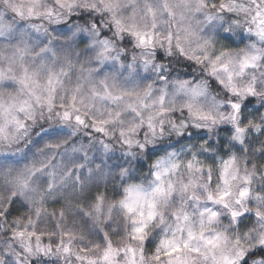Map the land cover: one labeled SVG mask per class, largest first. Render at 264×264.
I'll use <instances>...</instances> for the list:
<instances>
[{
    "label": "rangeland",
    "instance_id": "obj_1",
    "mask_svg": "<svg viewBox=\"0 0 264 264\" xmlns=\"http://www.w3.org/2000/svg\"><path fill=\"white\" fill-rule=\"evenodd\" d=\"M217 1L0 0V264H248L264 249V184L167 146L188 125L241 138L240 104L264 99V35L226 48ZM81 14L99 23H70ZM174 52L243 100L174 75Z\"/></svg>",
    "mask_w": 264,
    "mask_h": 264
},
{
    "label": "trees",
    "instance_id": "obj_2",
    "mask_svg": "<svg viewBox=\"0 0 264 264\" xmlns=\"http://www.w3.org/2000/svg\"><path fill=\"white\" fill-rule=\"evenodd\" d=\"M211 10L215 13H221L223 19H221V33L225 41V47L228 48L229 44L234 46H250L258 37L264 35V2L263 0H220L214 3ZM101 18V17H100ZM98 19H93L90 14H81L71 19L70 23L77 21L80 25H97ZM174 55L168 56L169 67L173 69L174 75L180 76L184 72L187 73L191 78L201 79L208 85L209 91L212 93L215 99H222L226 103H232L236 101L235 96L238 99L242 95H230V92L226 90L223 84H220L217 79L211 73L209 67L205 61H196L191 58L179 57L177 52ZM244 98V97H242ZM241 98V100H243ZM260 99L249 97L245 99L239 107V115L236 123L233 127H238L242 123V131L240 137L230 136V126H223L220 130H205L195 129L188 125L187 127L178 128L179 132L175 130L170 134L167 146H172L174 149H182L185 146L189 147L192 152H196L198 157H206L209 155H215L217 158L226 159L230 157L234 159V164L238 167L243 166L246 172L251 173L257 179L253 180V186H259L264 184V105ZM250 108L256 110L249 116L244 114V111ZM186 114L183 118H186ZM182 118V119H183ZM241 118L242 121H239ZM187 122V120H186ZM180 125L179 122H177ZM244 137V138H243ZM232 142L234 143L232 145ZM20 146H23L20 144ZM155 150V149H154ZM154 150H147L144 153H139L141 160L136 161V165L148 164L154 161V157L149 158V154L153 153ZM160 153V151H156ZM189 159V154L186 156ZM132 164V163H131ZM206 174H210V181L213 182L215 178V172L217 168L215 165L208 161L203 167ZM261 183V184H260ZM263 188L257 190L259 193ZM6 216H0V224L5 222ZM251 216L249 219H253ZM251 223V222H250ZM250 226V224H245ZM8 233V232H7ZM8 235V234H7ZM5 235V236H7ZM150 241L145 245L144 250L150 246ZM260 248V247H258ZM256 248L248 258L251 259L248 264L254 261H262L264 263V249ZM48 258V259H46ZM246 262V261H245ZM29 264H54L53 258L50 257H39L35 260L28 261ZM59 264V262H55ZM60 264H63L60 262Z\"/></svg>",
    "mask_w": 264,
    "mask_h": 264
}]
</instances>
